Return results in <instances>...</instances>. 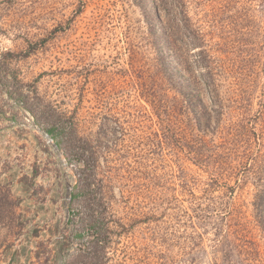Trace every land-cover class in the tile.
<instances>
[{"label": "rangeland", "instance_id": "374dc122", "mask_svg": "<svg viewBox=\"0 0 264 264\" xmlns=\"http://www.w3.org/2000/svg\"><path fill=\"white\" fill-rule=\"evenodd\" d=\"M0 264H264V0H0Z\"/></svg>", "mask_w": 264, "mask_h": 264}, {"label": "trees", "instance_id": "16d2710c", "mask_svg": "<svg viewBox=\"0 0 264 264\" xmlns=\"http://www.w3.org/2000/svg\"><path fill=\"white\" fill-rule=\"evenodd\" d=\"M11 53H6V55H9ZM46 132L56 141V143H58V138H57V133L55 131L54 128H46ZM257 133L254 134V139H255V142L257 144H260L261 141H260V137L258 135H256ZM260 141V142H259ZM236 148V147H235ZM242 147L239 148H236V151H238V156H239V159L240 160H244L246 156H248V154L245 152L246 150H243L241 149ZM205 155H200L197 154L196 157H197V162H201V161H205V162H216V160L214 161L215 157L214 155H207L206 157H204ZM262 156V155H261ZM73 197V196H72Z\"/></svg>", "mask_w": 264, "mask_h": 264}]
</instances>
